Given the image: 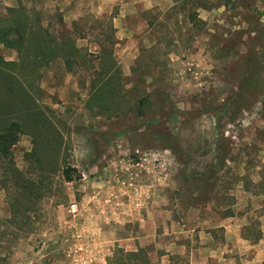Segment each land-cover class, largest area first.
I'll return each instance as SVG.
<instances>
[{"label": "rangeland", "instance_id": "obj_1", "mask_svg": "<svg viewBox=\"0 0 264 264\" xmlns=\"http://www.w3.org/2000/svg\"><path fill=\"white\" fill-rule=\"evenodd\" d=\"M140 1L0 0L10 39L29 17L73 63L31 78L43 117L12 156L34 184L0 172V264H190L232 211L263 236L264 0Z\"/></svg>", "mask_w": 264, "mask_h": 264}, {"label": "trees", "instance_id": "obj_2", "mask_svg": "<svg viewBox=\"0 0 264 264\" xmlns=\"http://www.w3.org/2000/svg\"><path fill=\"white\" fill-rule=\"evenodd\" d=\"M17 21L20 22L17 24L20 31L18 39H10L8 29L0 23V43L16 48L21 54L18 63H9L0 58V172L5 176V181L2 179L4 184L14 182V186L24 189V196L32 190L34 183L16 167L12 148L23 132L36 125L43 117L30 90L31 78L39 77L40 71L53 61L63 59L68 71H72L73 63L61 47L54 48V42L47 30H35L29 17ZM71 170L72 168H67L63 172L67 182L74 181ZM77 178L80 179L81 175ZM125 254L127 257L136 256L135 252Z\"/></svg>", "mask_w": 264, "mask_h": 264}, {"label": "crops", "instance_id": "obj_3", "mask_svg": "<svg viewBox=\"0 0 264 264\" xmlns=\"http://www.w3.org/2000/svg\"><path fill=\"white\" fill-rule=\"evenodd\" d=\"M141 0L140 2H142ZM150 3L147 0L143 1L144 8L147 9ZM193 211H196L193 209ZM127 211L124 215L115 216L117 222H128ZM215 228L222 229L225 236V243L217 245L214 243L215 231L213 229L202 230L201 233L210 241V246H202L199 248H188V251H193L190 264H213V258H219L218 253L222 250L223 264H264V230L263 236L259 238L258 242L252 239L245 233V227L248 226L249 221L245 216H239L233 212L224 218H219L215 222ZM185 250L186 247L184 248ZM218 249V250H217ZM217 250V252H215ZM211 251V254L209 252ZM226 253V255H225ZM100 256V255H99ZM245 256V258H243ZM102 260V257L101 259ZM163 264H173L172 261H163Z\"/></svg>", "mask_w": 264, "mask_h": 264}, {"label": "built area", "instance_id": "obj_4", "mask_svg": "<svg viewBox=\"0 0 264 264\" xmlns=\"http://www.w3.org/2000/svg\"><path fill=\"white\" fill-rule=\"evenodd\" d=\"M71 214H77L79 212V207L76 203H72L69 209Z\"/></svg>", "mask_w": 264, "mask_h": 264}]
</instances>
